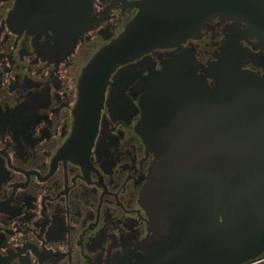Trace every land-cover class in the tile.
I'll use <instances>...</instances> for the list:
<instances>
[{
    "label": "flooded vegetation",
    "instance_id": "af4514ba",
    "mask_svg": "<svg viewBox=\"0 0 264 264\" xmlns=\"http://www.w3.org/2000/svg\"><path fill=\"white\" fill-rule=\"evenodd\" d=\"M138 1L27 0L18 12L19 0H0V264H143L154 231L141 196L155 153L139 129L142 78L183 50L205 74L233 38L261 51L245 21L214 17L118 66L99 112H82L85 67ZM242 68L264 75V62Z\"/></svg>",
    "mask_w": 264,
    "mask_h": 264
},
{
    "label": "water",
    "instance_id": "95a60500",
    "mask_svg": "<svg viewBox=\"0 0 264 264\" xmlns=\"http://www.w3.org/2000/svg\"><path fill=\"white\" fill-rule=\"evenodd\" d=\"M26 1L19 0L18 12ZM136 5L124 31L85 67L82 112L91 103L99 112L118 66L179 45L214 17L245 21L261 49L233 38L205 74L183 50L142 78L139 129L155 153L141 196L154 231L143 264H252L264 252V75L242 66L264 62V0Z\"/></svg>",
    "mask_w": 264,
    "mask_h": 264
},
{
    "label": "built area",
    "instance_id": "2783aa9c",
    "mask_svg": "<svg viewBox=\"0 0 264 264\" xmlns=\"http://www.w3.org/2000/svg\"><path fill=\"white\" fill-rule=\"evenodd\" d=\"M253 263H255V262H253ZM253 263H252V264H253Z\"/></svg>",
    "mask_w": 264,
    "mask_h": 264
}]
</instances>
